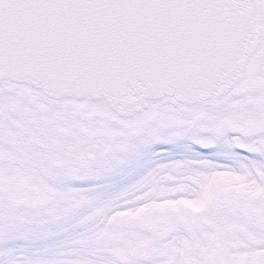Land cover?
Masks as SVG:
<instances>
[{
    "label": "snow or ice",
    "instance_id": "snow-or-ice-1",
    "mask_svg": "<svg viewBox=\"0 0 264 264\" xmlns=\"http://www.w3.org/2000/svg\"><path fill=\"white\" fill-rule=\"evenodd\" d=\"M0 264H264V0H0Z\"/></svg>",
    "mask_w": 264,
    "mask_h": 264
},
{
    "label": "flooded vegetation",
    "instance_id": "flooded-vegetation-1",
    "mask_svg": "<svg viewBox=\"0 0 264 264\" xmlns=\"http://www.w3.org/2000/svg\"><path fill=\"white\" fill-rule=\"evenodd\" d=\"M183 206L185 207H190L192 208L194 211H199L200 208L202 207V205L196 204L195 202H184Z\"/></svg>",
    "mask_w": 264,
    "mask_h": 264
}]
</instances>
